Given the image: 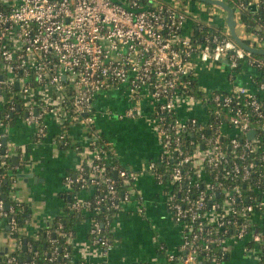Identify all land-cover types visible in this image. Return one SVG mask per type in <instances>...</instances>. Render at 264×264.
I'll use <instances>...</instances> for the list:
<instances>
[{
	"label": "built area",
	"instance_id": "built-area-1",
	"mask_svg": "<svg viewBox=\"0 0 264 264\" xmlns=\"http://www.w3.org/2000/svg\"><path fill=\"white\" fill-rule=\"evenodd\" d=\"M120 1L19 0L0 7V124L19 114L42 137L51 114L62 121L59 137L66 143L70 125L85 128L88 154L74 174H66L65 186L72 192L73 209L90 220V245L105 256L114 240L103 220L112 225L124 203L138 200L137 171L107 163L111 149L95 126L94 100L103 90L124 89L134 100L126 114L135 116L145 101L161 143L146 170L161 184L182 232L179 249L167 253L166 264H222L232 240H250L248 253L264 264V228L255 221L264 210V98L259 96L264 79H254L255 90L243 85L206 90L198 85L194 66L196 59L226 67L233 79L242 63L264 68V57L242 47L228 27L207 32L203 40L184 33L190 18L186 7L164 0ZM257 2L235 0V8L257 7ZM240 36L264 47V34L245 31ZM198 107L202 117L180 113ZM251 129L255 135L250 138ZM5 137L0 130V184L3 177L14 176ZM108 166L122 178L121 194ZM82 190L91 191L90 197L82 198ZM6 201L0 189L3 217L15 209L10 202L7 208ZM100 212L103 219L94 216ZM8 222L17 227L15 217ZM62 226L56 230L70 242L72 231ZM50 241L58 239L50 236ZM63 254L69 257L68 251ZM8 260L18 264L14 255ZM34 261L33 256L22 264Z\"/></svg>",
	"mask_w": 264,
	"mask_h": 264
},
{
	"label": "crops",
	"instance_id": "crops-1",
	"mask_svg": "<svg viewBox=\"0 0 264 264\" xmlns=\"http://www.w3.org/2000/svg\"><path fill=\"white\" fill-rule=\"evenodd\" d=\"M164 1L188 9L190 18L183 30L188 35L194 32L197 16L207 23L227 27L225 12L214 8L215 6L211 7L212 5L205 8L204 1ZM17 2L19 0H0V7L7 8ZM238 24L245 34L243 24L239 21ZM195 60L196 79L200 87L206 90H230L237 85H243L255 90L256 69L244 65L232 79L226 67L201 64ZM124 92V89L111 88L96 96L95 126L109 141L111 152L106 157L107 163L137 171L134 184L138 200L133 198L124 203L123 208L115 215L112 223L114 244L105 256L100 255L89 243V218L77 223L75 236L70 239L74 256L68 264H78L79 261L80 264L83 261L84 264H140L146 261L151 264H166L167 253L177 251L181 243V228L167 208L163 188L146 170L149 160L156 157L161 150L156 126L153 123L152 129L150 125L144 124H150L145 101L135 116L120 112L124 108L128 109L127 100H133L128 97L123 101ZM262 96L264 98V92ZM180 111L184 116L194 113L202 117L204 114L199 107L189 112L182 108ZM45 121L47 132L42 137L37 136L36 126L27 123L19 114L0 124V130L6 133L3 141L8 147L14 173L9 197L30 207L31 215L24 226L20 227V231L33 237H38L41 229L54 217L65 212L69 203L65 176L68 172L76 171L88 154L86 130L83 126L70 125L67 128L68 140L81 144L80 148H75L60 139L59 134L63 131L60 119L47 114ZM14 154L18 156V163L13 161ZM91 193L89 190H82L80 196L88 198ZM139 205L143 206L142 211L139 210ZM255 221L264 228V210L257 212ZM17 242L16 237L8 232L5 219L0 218V264H17L8 259L3 260L7 253L15 249ZM249 242L250 240L229 241L230 247L222 264H258L255 256L250 255L246 249Z\"/></svg>",
	"mask_w": 264,
	"mask_h": 264
},
{
	"label": "trees",
	"instance_id": "trees-1",
	"mask_svg": "<svg viewBox=\"0 0 264 264\" xmlns=\"http://www.w3.org/2000/svg\"><path fill=\"white\" fill-rule=\"evenodd\" d=\"M228 3H230L234 8L235 0H226ZM249 1V0H245ZM253 3H258L257 7L252 6V4H247V6L239 11L236 9V17L244 24V29L247 33L251 32H257L260 35L264 34V0H252ZM248 3V2H246ZM226 27L224 25H217L214 23H207L204 20L197 19L195 21L194 25V32L193 37L199 40H203V36L209 32H215V31H224ZM245 42L248 44L251 43V40L248 37L243 36L242 37ZM258 56L264 57L263 54H257ZM244 64L242 63L238 70H242ZM254 79L256 81H260L264 79V68L257 69L256 75L254 76ZM198 94L201 93L199 90H195ZM261 97L262 94H259ZM262 98V97H261ZM20 102V100L18 99ZM21 105V104H20ZM20 112L23 113L22 105L20 108ZM261 149L264 150V139L261 138L260 140ZM67 145H72L75 147L77 144L70 141ZM9 160L11 161V157L9 156ZM108 168L111 170L112 175L115 177L116 182L118 184L120 194L123 191V183L122 178L120 175L114 173V169H111L110 166ZM4 171V167L0 166V175ZM74 174L73 172H68ZM12 188V180L10 175L5 176L2 178L0 189L3 192V194L6 197V200L10 202L11 205L14 206V211H9L8 217H3L0 215V218H4L6 221V225L8 227V232H10L14 237L17 239V246L15 249L7 253L3 260L5 261L10 256L14 255L17 258L18 264H22L23 261L26 260H32L33 256L35 257L34 264H68L73 260V247L72 244L69 242V238L66 235H61L56 230V227L59 224H62V230L69 232L72 231V236H75L76 232V224L79 223L81 220L86 218V215L80 212H77L73 207L71 206V203L73 201L72 192L68 191V198L69 203L65 210V212L62 215H57L53 218V220L43 229L40 230L38 237L29 236L27 234H24L20 231V227L24 226L26 220L30 217V207L27 205H24L23 203H18L14 200H11L9 197L10 191ZM76 191H80L79 188L76 186ZM98 217L99 219H103V214L100 212L99 214L94 215ZM11 217H15L17 221V227L15 229H12L8 220H10ZM104 221V230L105 232L111 236L113 239V225H106L105 220ZM50 236L55 237L58 239V242L55 244H52L50 241ZM58 246V253L56 254V257L54 260H50L49 257L52 255L53 250L55 246ZM69 252V257L64 256V252ZM37 252V254H36ZM36 254V255H35ZM81 261L78 262L80 264Z\"/></svg>",
	"mask_w": 264,
	"mask_h": 264
},
{
	"label": "water",
	"instance_id": "water-1",
	"mask_svg": "<svg viewBox=\"0 0 264 264\" xmlns=\"http://www.w3.org/2000/svg\"><path fill=\"white\" fill-rule=\"evenodd\" d=\"M115 1L122 3V1H120V0H115ZM200 1L207 2V3L213 5L217 8L222 9L226 14L227 27L229 28L232 37L245 49L250 50L256 54H263L264 55V47H258V46L250 45L247 42H245L243 40V38L238 34L235 8L230 3H228L226 0H200ZM225 62L227 63L228 59H225ZM1 78H2V76H1ZM254 135H255V129H251L247 133V136L250 138L253 137ZM4 141H5V138H4ZM13 161H14V163H18V156L16 154L13 155ZM115 175H116V172H115ZM6 207L7 208L9 207V201H6Z\"/></svg>",
	"mask_w": 264,
	"mask_h": 264
},
{
	"label": "rangeland",
	"instance_id": "rangeland-1",
	"mask_svg": "<svg viewBox=\"0 0 264 264\" xmlns=\"http://www.w3.org/2000/svg\"><path fill=\"white\" fill-rule=\"evenodd\" d=\"M203 4H204V6H205V8H209L210 6H211V4H209V3H207V2H203ZM211 7H213V6H211ZM215 8V7H214ZM237 30H238V32L241 34V35H244L243 34V32H242V29H241V27H240V25L238 24V26H237ZM127 92V91H126ZM126 92H124L125 93V96L123 95V101H126L127 100V98L128 97H130V95L128 94V93H126ZM127 102H128V107H131V106H133L134 105V102H133V100L131 101V99L130 100H127ZM146 106H149L148 104H145ZM127 106V104L125 105V107ZM147 112H148V116H149V118H150V124H147V123H144V124H146V125H150L151 126V128L153 129V127H152V124L154 123V125H155V122H154V118H153V116H152V113H151V111H152V108L151 107H148L147 109ZM126 109L124 108L122 111H120L121 113L123 112L124 114H126ZM146 120V119H145ZM140 121H142V120H140ZM147 121V120H146ZM143 122V121H142ZM156 132V131H155ZM156 135H157V133H156Z\"/></svg>",
	"mask_w": 264,
	"mask_h": 264
}]
</instances>
